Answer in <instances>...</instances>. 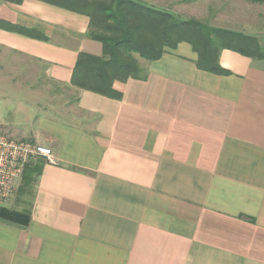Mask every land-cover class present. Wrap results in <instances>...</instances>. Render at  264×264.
Wrapping results in <instances>:
<instances>
[{
	"label": "crops",
	"instance_id": "obj_1",
	"mask_svg": "<svg viewBox=\"0 0 264 264\" xmlns=\"http://www.w3.org/2000/svg\"><path fill=\"white\" fill-rule=\"evenodd\" d=\"M0 19L47 38L0 29V55L77 96L29 133L58 163L38 161L29 225L0 219V264H264V60L225 49L217 75L181 43L116 100L71 85L103 56L89 17L0 0Z\"/></svg>",
	"mask_w": 264,
	"mask_h": 264
},
{
	"label": "trees",
	"instance_id": "obj_2",
	"mask_svg": "<svg viewBox=\"0 0 264 264\" xmlns=\"http://www.w3.org/2000/svg\"><path fill=\"white\" fill-rule=\"evenodd\" d=\"M20 5L24 0H2ZM63 8L90 19L89 37L102 44L103 56L81 54L72 78L75 88L121 100L123 95L114 89L115 82L143 80V68L136 55L147 61L159 60L168 49L188 43L198 55L199 70L217 75L230 72L220 65V53L231 50L253 59L264 60V44L257 39L233 31L211 28L196 21H179L173 15L159 11L136 0H37ZM263 4L264 0H244ZM0 29L24 37L47 40L36 30H29L0 19ZM42 163L27 168L26 182L40 175ZM0 219L27 226L28 212L0 206Z\"/></svg>",
	"mask_w": 264,
	"mask_h": 264
},
{
	"label": "rangeland",
	"instance_id": "obj_3",
	"mask_svg": "<svg viewBox=\"0 0 264 264\" xmlns=\"http://www.w3.org/2000/svg\"><path fill=\"white\" fill-rule=\"evenodd\" d=\"M179 21H196L211 28L240 33L264 44V5L244 0H136ZM139 61V56H135ZM19 62V61H18ZM140 63V62H139ZM141 65V64H140ZM142 67V66H141ZM77 96L69 87L48 81L33 62L11 61L0 55V132L15 139L29 136L41 119L61 120V111L75 106ZM22 180L16 193L4 204L12 210L29 209L37 174ZM12 206H11V205Z\"/></svg>",
	"mask_w": 264,
	"mask_h": 264
},
{
	"label": "built area",
	"instance_id": "obj_4",
	"mask_svg": "<svg viewBox=\"0 0 264 264\" xmlns=\"http://www.w3.org/2000/svg\"><path fill=\"white\" fill-rule=\"evenodd\" d=\"M41 159L58 163L51 148L0 132V205L16 193L27 168Z\"/></svg>",
	"mask_w": 264,
	"mask_h": 264
}]
</instances>
